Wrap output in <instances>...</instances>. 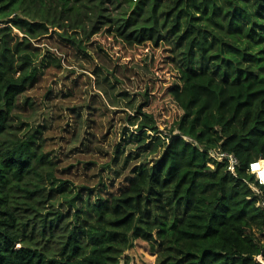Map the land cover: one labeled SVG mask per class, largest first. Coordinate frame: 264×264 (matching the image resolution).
Segmentation results:
<instances>
[{"label":"trees","instance_id":"16d2710c","mask_svg":"<svg viewBox=\"0 0 264 264\" xmlns=\"http://www.w3.org/2000/svg\"><path fill=\"white\" fill-rule=\"evenodd\" d=\"M48 38L85 56L94 43L119 65L152 53L135 118L154 137L145 148L162 149L97 199L66 192L47 136L55 107L31 94L68 70L42 54ZM72 81L100 108L89 74ZM212 149L235 153L237 173ZM260 157L264 0H0V264H119L136 239L158 242V264H264Z\"/></svg>","mask_w":264,"mask_h":264},{"label":"rangeland","instance_id":"374dc122","mask_svg":"<svg viewBox=\"0 0 264 264\" xmlns=\"http://www.w3.org/2000/svg\"><path fill=\"white\" fill-rule=\"evenodd\" d=\"M40 45L42 54L50 51L61 56L68 67L63 71L47 70L41 87L31 92L45 106L55 107L56 120H49L51 126L47 136L49 144H54L57 151L54 157L56 176L68 180L65 184L68 195L90 190L97 199L102 185L108 184L103 192L112 185L120 186L144 159L153 160L162 149L159 145L145 148L154 137L138 130L135 118L136 109L144 98L145 83L152 75V53L142 63L126 66L116 63L94 43L88 49L90 56L76 52L55 38H48ZM81 72L92 78L97 98L94 100L100 104V108L96 107L98 111L87 108L93 97L89 93L86 95L84 88H76V95L69 94L72 79ZM47 87L53 91L50 99L45 96ZM84 94L85 98H90L89 103L84 102ZM79 110L83 114L82 121L76 124ZM56 113L59 114L56 116ZM134 242V246L120 256L119 264H126L128 258L129 264H158V242L143 239Z\"/></svg>","mask_w":264,"mask_h":264},{"label":"built area","instance_id":"2783aa9c","mask_svg":"<svg viewBox=\"0 0 264 264\" xmlns=\"http://www.w3.org/2000/svg\"><path fill=\"white\" fill-rule=\"evenodd\" d=\"M210 153L213 157L217 158L220 161H227L228 169L234 174L237 173L239 159L235 153L216 149L210 150ZM249 171L255 175V179L258 183V186L254 185V188L257 190V192L261 194V200L258 204L264 207V158L260 157L250 162ZM257 258L258 260L263 262L261 254L258 255Z\"/></svg>","mask_w":264,"mask_h":264},{"label":"clouds","instance_id":"9594fccd","mask_svg":"<svg viewBox=\"0 0 264 264\" xmlns=\"http://www.w3.org/2000/svg\"><path fill=\"white\" fill-rule=\"evenodd\" d=\"M255 167V166H254Z\"/></svg>","mask_w":264,"mask_h":264}]
</instances>
